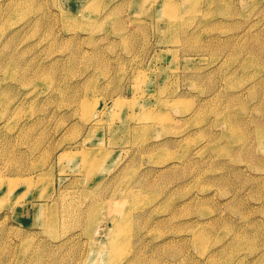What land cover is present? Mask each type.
<instances>
[{"label":"rangeland","instance_id":"374dc122","mask_svg":"<svg viewBox=\"0 0 264 264\" xmlns=\"http://www.w3.org/2000/svg\"><path fill=\"white\" fill-rule=\"evenodd\" d=\"M0 264H264V0H0Z\"/></svg>","mask_w":264,"mask_h":264},{"label":"bare ground","instance_id":"6f19581e","mask_svg":"<svg viewBox=\"0 0 264 264\" xmlns=\"http://www.w3.org/2000/svg\"><path fill=\"white\" fill-rule=\"evenodd\" d=\"M120 102H121L120 99L116 100V101H115V105H116V103L119 104ZM120 202H121V201H120ZM122 202H123V201H122ZM118 203H119V201H118ZM119 205H120V204H119ZM117 206H118V204H117ZM119 207H120V206H119ZM202 237H204V236L199 235L198 238H197V240H198V241L202 240ZM204 238H205V237H204ZM203 240H204V239H203ZM112 244H114V241H112ZM197 244H199V243H197Z\"/></svg>","mask_w":264,"mask_h":264}]
</instances>
